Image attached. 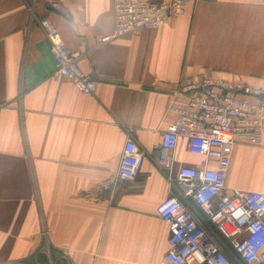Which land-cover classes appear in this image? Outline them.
<instances>
[{
    "label": "crops",
    "instance_id": "1",
    "mask_svg": "<svg viewBox=\"0 0 264 264\" xmlns=\"http://www.w3.org/2000/svg\"><path fill=\"white\" fill-rule=\"evenodd\" d=\"M113 4L0 0V264H44V253L51 262V248L66 254L61 264H162L170 230L157 205L170 193L167 174L217 167L185 138L170 169L160 162L177 118L169 107L188 100L179 80L264 87V0H192L169 25L99 43L114 33ZM46 16L99 80L95 93L54 74L33 20ZM130 134L148 154L128 182L117 170ZM227 186L264 192V133L238 141Z\"/></svg>",
    "mask_w": 264,
    "mask_h": 264
},
{
    "label": "built area",
    "instance_id": "2",
    "mask_svg": "<svg viewBox=\"0 0 264 264\" xmlns=\"http://www.w3.org/2000/svg\"><path fill=\"white\" fill-rule=\"evenodd\" d=\"M191 1L114 0V33L98 42L169 25L187 13ZM33 20L50 43L54 74L71 81L82 93H95L99 80L83 71L80 54L67 48L50 18ZM178 91L188 100L169 107L177 118L163 133L161 164L171 168L172 153L185 138L191 153L205 161L215 160L217 167L183 165L176 175L167 174L170 193L157 205L158 215L170 230L162 264H264V192L227 186L238 141L259 143L264 133V87L202 76L182 77ZM147 154L130 134L118 179L134 181ZM48 254L51 257L50 249ZM62 257L67 256L63 253Z\"/></svg>",
    "mask_w": 264,
    "mask_h": 264
},
{
    "label": "trees",
    "instance_id": "3",
    "mask_svg": "<svg viewBox=\"0 0 264 264\" xmlns=\"http://www.w3.org/2000/svg\"><path fill=\"white\" fill-rule=\"evenodd\" d=\"M62 258V253H58V251L54 250L53 248H51V258L52 261L54 262V264H61L60 260L58 258ZM42 263L46 264L48 263V257L46 256V253L42 254V256L40 257Z\"/></svg>",
    "mask_w": 264,
    "mask_h": 264
},
{
    "label": "rangeland",
    "instance_id": "4",
    "mask_svg": "<svg viewBox=\"0 0 264 264\" xmlns=\"http://www.w3.org/2000/svg\"><path fill=\"white\" fill-rule=\"evenodd\" d=\"M46 264H54V263H53V261H51V262L49 261V262H48V263H46Z\"/></svg>",
    "mask_w": 264,
    "mask_h": 264
},
{
    "label": "water",
    "instance_id": "5",
    "mask_svg": "<svg viewBox=\"0 0 264 264\" xmlns=\"http://www.w3.org/2000/svg\"><path fill=\"white\" fill-rule=\"evenodd\" d=\"M50 8L54 10V8L52 6H50Z\"/></svg>",
    "mask_w": 264,
    "mask_h": 264
}]
</instances>
